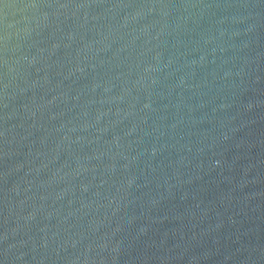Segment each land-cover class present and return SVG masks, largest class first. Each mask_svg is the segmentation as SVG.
Masks as SVG:
<instances>
[{"label": "water", "instance_id": "obj_1", "mask_svg": "<svg viewBox=\"0 0 264 264\" xmlns=\"http://www.w3.org/2000/svg\"><path fill=\"white\" fill-rule=\"evenodd\" d=\"M0 264H264V0H0Z\"/></svg>", "mask_w": 264, "mask_h": 264}]
</instances>
